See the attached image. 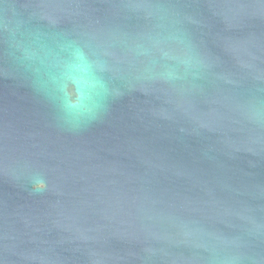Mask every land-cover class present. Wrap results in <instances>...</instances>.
<instances>
[{
	"label": "water",
	"instance_id": "95a60500",
	"mask_svg": "<svg viewBox=\"0 0 264 264\" xmlns=\"http://www.w3.org/2000/svg\"><path fill=\"white\" fill-rule=\"evenodd\" d=\"M0 264H264V0H0Z\"/></svg>",
	"mask_w": 264,
	"mask_h": 264
}]
</instances>
